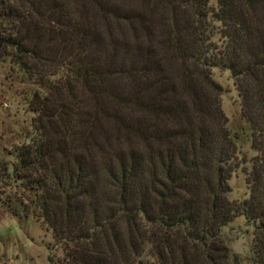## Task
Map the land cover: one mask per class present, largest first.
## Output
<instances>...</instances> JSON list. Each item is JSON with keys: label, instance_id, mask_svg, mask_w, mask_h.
<instances>
[{"label": "trees", "instance_id": "16d2710c", "mask_svg": "<svg viewBox=\"0 0 264 264\" xmlns=\"http://www.w3.org/2000/svg\"><path fill=\"white\" fill-rule=\"evenodd\" d=\"M208 2L0 0V61L43 94L2 174L32 194L62 252L50 264H230L220 231L239 216L264 264V0ZM213 68L255 152L242 202Z\"/></svg>", "mask_w": 264, "mask_h": 264}, {"label": "rangeland", "instance_id": "374dc122", "mask_svg": "<svg viewBox=\"0 0 264 264\" xmlns=\"http://www.w3.org/2000/svg\"><path fill=\"white\" fill-rule=\"evenodd\" d=\"M216 6V0H209L210 9ZM211 79L221 89V110L239 162L227 182L228 198L242 202L248 197L245 172L255 156L249 127L242 118L240 99L230 73L213 68ZM37 93L43 95L17 67L8 60L0 61V264H50V260L62 255L51 231L42 226L28 207L32 194L21 183L3 175H12L16 149L28 145L35 137L31 101ZM255 234L253 224L242 216L221 229L220 237L229 251L230 264H254L251 249Z\"/></svg>", "mask_w": 264, "mask_h": 264}]
</instances>
